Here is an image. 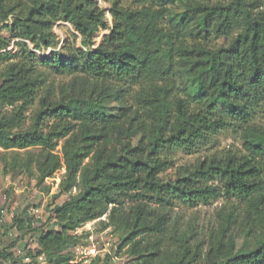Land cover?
Instances as JSON below:
<instances>
[{
    "label": "trees",
    "instance_id": "trees-1",
    "mask_svg": "<svg viewBox=\"0 0 264 264\" xmlns=\"http://www.w3.org/2000/svg\"><path fill=\"white\" fill-rule=\"evenodd\" d=\"M104 1L108 8L97 0H25L17 10L0 0V23L7 21L17 48L8 50L10 40L0 34V147L26 149V170L28 148L41 147L38 181L64 166L59 193L78 188L51 209L48 221L59 230H40L32 217H14L17 228L39 233L33 250L49 264H72V232L106 213L103 226L125 233L122 245L129 244L136 264H264L262 0H131L133 7ZM58 22L73 27L79 46L65 41L38 60L29 45L56 47ZM99 30L108 33L92 48ZM212 36L226 41L216 46ZM50 74L68 81L56 87ZM230 126L238 127L243 151L207 156L162 180L175 152H192ZM60 139L61 156L54 152ZM221 196L232 210L218 214L207 240L193 247L183 240L176 249L137 238L156 227L142 209L122 207L128 198L193 206ZM241 233L253 248L237 250ZM15 257L0 248L1 259Z\"/></svg>",
    "mask_w": 264,
    "mask_h": 264
},
{
    "label": "rangeland",
    "instance_id": "rangeland-1",
    "mask_svg": "<svg viewBox=\"0 0 264 264\" xmlns=\"http://www.w3.org/2000/svg\"><path fill=\"white\" fill-rule=\"evenodd\" d=\"M101 7H109L104 0H97ZM4 4L15 5L20 9L25 0H2ZM263 7L264 8V0ZM128 6H135L131 0H125ZM108 22L111 24V16L106 11ZM11 15L8 16L10 18ZM7 21L0 23V34L9 39L7 47L12 53L17 52L14 45L16 39L11 38V29L3 27ZM53 31L57 35L58 44L56 47L34 49L36 58L41 60L44 56H51L52 51L62 48L64 42L74 43L79 46L77 32L67 22H58L53 26ZM108 33V30H99L93 37L92 48L96 47ZM210 43L220 46L225 43V38L212 36ZM45 69L44 67H41ZM48 72V71H47ZM48 80L57 87L66 83L68 77L59 75H49ZM108 107L111 111H116L118 105L110 101ZM37 108V102L31 104L24 114L23 126H28L31 122V115ZM10 110V107H7ZM256 122H261V114L257 113ZM52 121L46 122L47 126ZM46 130V129H44ZM137 137L133 138L135 142ZM60 139L54 152L61 154ZM243 141L237 126L224 128L206 142L200 143L192 152L177 151L174 153L172 164L160 174L162 180H174L180 175V168L191 165L197 160H203L207 156H223L228 150L243 151ZM26 149H3L0 147V248L6 251L16 252L14 259L3 260L0 264H49L44 256H35V240L39 233H26L24 229H18L14 217H32L40 222V230H59L58 226H51L48 221L51 209L65 201L70 194L78 192L74 187L71 191L60 194L59 182L63 178L64 166L57 169L53 175L46 177L42 182L38 181V171L36 168V158H38L41 147L28 148L32 153L30 170H26L23 162L26 158ZM232 201L229 203L225 196L211 200L204 204L198 202L193 206L174 202L167 206H162L155 199H124L122 207L126 212L134 213L137 209H142L144 219L149 224H154L155 230L140 234L137 238H143L144 242L156 240L162 248L176 249L183 240L193 247L199 240H207L208 232L212 227H216L220 212L232 210ZM238 211L234 214L237 216ZM163 214V215H162ZM107 213L98 219L86 222L72 233L77 236V243L68 249L73 255L72 264H136L134 256L127 252L129 244L122 245L123 231L117 230L113 225L104 227L102 222L108 221ZM162 215V216H160ZM254 241L244 234L236 240L237 250H249L253 248ZM205 248V245H203ZM17 250H19L17 252ZM31 252V255L28 254ZM33 255V256H32Z\"/></svg>",
    "mask_w": 264,
    "mask_h": 264
}]
</instances>
